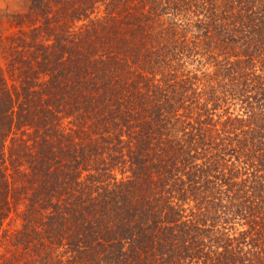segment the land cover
Instances as JSON below:
<instances>
[{
    "label": "trees",
    "instance_id": "1",
    "mask_svg": "<svg viewBox=\"0 0 264 264\" xmlns=\"http://www.w3.org/2000/svg\"><path fill=\"white\" fill-rule=\"evenodd\" d=\"M19 1L0 264H264V0Z\"/></svg>",
    "mask_w": 264,
    "mask_h": 264
},
{
    "label": "rangeland",
    "instance_id": "2",
    "mask_svg": "<svg viewBox=\"0 0 264 264\" xmlns=\"http://www.w3.org/2000/svg\"><path fill=\"white\" fill-rule=\"evenodd\" d=\"M22 10L23 6L19 0H0V33L8 35L15 31V29L10 27L7 17L12 13ZM230 112L233 113L234 116L242 113L240 108L237 107L230 108Z\"/></svg>",
    "mask_w": 264,
    "mask_h": 264
}]
</instances>
